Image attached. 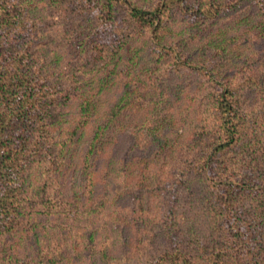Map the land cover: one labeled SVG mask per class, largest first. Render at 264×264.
I'll return each mask as SVG.
<instances>
[{
    "label": "trees",
    "instance_id": "trees-1",
    "mask_svg": "<svg viewBox=\"0 0 264 264\" xmlns=\"http://www.w3.org/2000/svg\"><path fill=\"white\" fill-rule=\"evenodd\" d=\"M36 1L61 11L67 3L76 2L80 10L92 13L96 29L85 38L82 32L78 39V49L85 52L87 61L95 50L98 62L108 63L110 54L125 49L123 30L135 25L149 34L148 43L154 50L169 53L176 69L202 76L201 122L193 131V138L200 139L202 145L192 155L188 151L183 154L191 158L189 164L197 172L192 175L206 187L203 219L200 225H187L185 218H178L172 210L162 212L169 223L162 231L165 243L154 256H160L159 264H264V63L248 62L237 73L224 74L216 62L210 63L208 59L194 62L182 49L161 44L167 42V21H173L177 15L196 24L192 34L215 26V32L211 33L213 40H205L225 48L235 43L242 45L244 38H261L264 0H33ZM24 3L0 0V264H66L65 261L69 264L70 250L75 251L72 246L61 248L55 243L49 247V243L45 246L41 243L43 236L38 228L49 232L54 241L60 235L59 225L48 226V218L56 213L61 220L68 218L78 202L85 201L88 202L85 212L92 215V224L101 223L99 207L116 218L129 206H116L113 195L103 193L98 182L92 188L91 177L88 195L85 196L86 190L78 191L79 195H67L63 189L64 203L57 204L55 179H60L57 184L63 185L62 171L74 144L72 137L81 139L78 133L81 127L77 126L69 128L65 137L61 136V125L66 121L60 110L66 98L61 93L79 89L88 82L75 76L63 82L62 71L54 69L55 58L46 55L48 43H39L38 27L32 19L38 17V7ZM236 14L240 18L232 20L233 28L245 29L242 35L219 25ZM246 31H251L250 37ZM91 35L97 36L98 41ZM186 43L185 40L182 45ZM176 72L186 79L182 71ZM180 89L179 82L170 85L173 95ZM129 97L125 91L117 101ZM116 105L96 115L91 110V98H83L79 103V118L96 119L85 158L118 157V147L108 142L112 137L107 140L105 134L120 114L121 107ZM163 127L168 128L167 123L158 126L161 130ZM150 135L154 136L151 141L162 147L163 135L157 126H152ZM128 157L124 167L133 160ZM184 162L181 172L188 166ZM93 172L96 174L93 170L86 173L91 176ZM179 225L181 228L184 225V234ZM94 234V229L89 232L87 241L82 243L85 247H96L92 243ZM29 235L33 252L22 239ZM107 253L103 249L102 255L91 256L88 264H107L102 257Z\"/></svg>",
    "mask_w": 264,
    "mask_h": 264
},
{
    "label": "rangeland",
    "instance_id": "rangeland-1",
    "mask_svg": "<svg viewBox=\"0 0 264 264\" xmlns=\"http://www.w3.org/2000/svg\"><path fill=\"white\" fill-rule=\"evenodd\" d=\"M22 1L26 5L38 7V17L32 19L38 27L39 43H48L46 55L49 59L55 58L54 69L62 71L63 82L67 83L74 76L88 82L79 89H67L69 93H61L66 98L60 104L62 118L66 120L61 125V136L65 137L68 129L73 126L81 127L82 131H78L81 139L72 137L71 142L74 144L69 148L70 157L62 171L63 185L57 184L60 179H55L57 183L53 187L58 192L57 204L64 203L63 196L66 193L79 195L78 191L86 190L85 196L88 195L91 177L92 188L98 182L103 193L113 195L116 206H129V210L116 218L110 217L99 207L102 221L92 224V215H86L85 212L88 202H78L77 209H73L68 218L61 220L57 217L60 215L58 213L48 218V226L57 224L60 228L59 238L55 241L49 232L38 228L43 236L41 243L43 246L49 243V247L55 243L61 248L65 245L72 246L75 251L70 250L69 264L74 260L75 264H88V259L102 255L103 249L108 251L106 256H102L103 262L107 264H159L162 261L160 256H154L161 244L165 243L162 231L164 225L169 223L162 212L172 210L178 218H185L187 225H200L203 219L202 206L206 187L204 182L194 177L197 172L189 164L191 158L188 154V157L183 154L188 151L192 155L202 145L200 139L193 138V131L201 122L199 110L202 108L200 101L204 91L201 89L203 90L204 85L199 84L202 76L176 69L169 53L159 54L162 51L154 50L148 43L149 34L137 29L135 25L123 30L125 49L119 48L110 54L108 63L98 62L95 50L91 51L92 59L87 61L84 58L85 52L78 49V39L82 32L85 38L97 27L90 11L80 10L76 2L67 3L61 11L49 9L42 1ZM243 14L245 13L240 15ZM240 15L227 17L219 25L235 29L234 32L242 35L241 32L245 29L242 31L240 27L233 28L232 23ZM195 26L192 19L182 15L175 16L173 21H167V42L161 44L169 45L175 50L182 49L194 62H203L205 59L210 63L216 62L218 70H224V74L235 73L248 62L264 63V33L256 40L244 38L242 45L237 46L235 43L231 48H225L205 40H213L215 26L200 31L198 35L192 34ZM246 32L250 37L251 31ZM92 35L90 38L98 41V37ZM185 40L188 43L182 45ZM171 69L182 71L186 79ZM174 82H179L181 87L175 95L170 90V85ZM125 91L130 95L129 99L118 102L119 95ZM88 97L91 98V110L96 115L110 105L117 104L118 108L121 107L120 114L105 133L108 135L107 140L109 136L112 137L108 142L119 149L120 153L118 157H113L114 160L112 157H99L98 160L92 156L85 158L88 138L96 119L85 121L77 116V112L81 100ZM166 123L168 128H158L160 124L164 126ZM153 125L163 135L162 147L151 141V137H154L150 135ZM105 145L106 143L102 145L98 153ZM108 150L112 153L111 149ZM129 155L132 156L128 157ZM127 157L133 160L130 166L124 167ZM184 161L192 170L186 166L185 172H181L183 163L186 165ZM99 168L101 171L98 173ZM89 170L96 174L93 172L90 176L86 173ZM63 189L67 192L62 193ZM67 195L65 199L68 198ZM130 217L132 220L129 221ZM182 228L184 229V225ZM182 228L179 225V229ZM93 229L95 234L92 243L96 247H85L82 243L87 241L86 237ZM185 232L184 229L183 234ZM22 239H25L24 243L33 252L31 236H23Z\"/></svg>",
    "mask_w": 264,
    "mask_h": 264
}]
</instances>
